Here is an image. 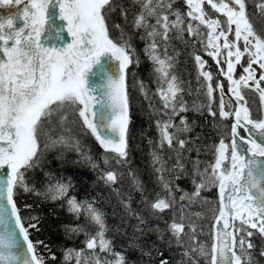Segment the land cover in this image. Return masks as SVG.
Returning a JSON list of instances; mask_svg holds the SVG:
<instances>
[{"label": "snow or ice", "instance_id": "snow-or-ice-1", "mask_svg": "<svg viewBox=\"0 0 264 264\" xmlns=\"http://www.w3.org/2000/svg\"><path fill=\"white\" fill-rule=\"evenodd\" d=\"M182 2L183 8L177 6L180 0H0V10H5L0 11V264H49L57 259L43 240L34 239L42 217L31 214L34 208L22 199L25 195L61 201L77 221L83 216L84 224L64 226L68 239L83 234L84 241L81 248L64 249L62 264H128L108 235L114 229L107 214L95 197L77 199L70 176L44 172L43 190L36 188L31 173L53 151L61 162L66 151L77 153L79 160L73 163L90 166L120 197V206L138 221L129 247L140 252L142 261L147 258L144 264H172L165 251L173 248L179 249L175 264H258L252 238L258 235L264 241V112L253 116L244 91L254 89L264 102V0ZM117 13L120 23L114 18ZM137 37L150 62L155 92L132 70L142 62L133 42ZM173 40L192 48L197 91L207 99L192 108L216 117L212 105L218 93L219 117L233 119L228 134L211 146L213 160L203 168L199 159L192 161L191 173L183 152L197 151L199 156V150L186 148L194 142L181 138L195 122L182 115L190 109L183 98L186 82L177 71L180 53ZM197 45L215 61L231 97L224 82L214 81L206 70ZM237 66L243 70L238 76ZM133 89L149 101L150 114L157 117V139L148 141L150 166L160 189L152 200L130 167ZM153 97L159 98L160 108ZM82 137L94 138L103 149L99 162ZM169 151L174 157L167 155ZM125 165L131 187L141 193L150 217L173 212L164 229H145V217L131 208V195L125 198L114 187L123 183ZM187 175L191 192L176 183ZM213 188L215 202L202 195ZM196 203L209 205L207 213L186 214L185 209ZM208 213L210 230L201 239L204 229L192 216L205 218ZM149 232L157 240L146 250L140 241ZM259 255L264 257V244Z\"/></svg>", "mask_w": 264, "mask_h": 264}, {"label": "trees", "instance_id": "trees-1", "mask_svg": "<svg viewBox=\"0 0 264 264\" xmlns=\"http://www.w3.org/2000/svg\"><path fill=\"white\" fill-rule=\"evenodd\" d=\"M117 23H120L119 13L114 17ZM138 37L136 38V40ZM134 38V45L136 46L138 52L141 56V64L138 68H133L132 70L137 73L138 78L143 79L147 84L148 88L150 87V78H149V68L150 62L146 60L143 56V46L140 45V41L136 42ZM188 40V38H186ZM197 50L201 54V49L197 47ZM180 61L178 63L181 70V73L187 78L188 81H196L192 79H197V67L194 60L191 58L189 53V48L181 50ZM178 52L180 50L178 49ZM178 57V59H179ZM205 60L207 61L206 70L211 71L214 74V81L219 79L224 82L225 91L226 81L221 79V76L218 75V68L216 63L209 57L206 56ZM177 65V66H178ZM183 67V69H182ZM195 73V74H194ZM187 76V77H186ZM196 84L192 83L185 87L186 89L192 88L196 90ZM199 84V83H198ZM264 86V85H262ZM200 87V84H199ZM228 92V91H227ZM245 98L248 102V107L252 110L253 116L256 117L259 113L264 112V105L258 95L257 91L254 89H246L244 91ZM200 93V92H198ZM133 98V110H132V124L130 125V167L133 169L139 176V179L145 186L146 195L149 200L154 199L155 191H160L156 183V175L153 173L150 166L151 157L149 155L151 151V146L149 145V139H157V129L154 124V120L157 118L150 114V109L148 107L149 101L145 100L143 95L138 89H133L132 91ZM184 100L187 101L189 105V111L183 113L188 118L189 123L195 122V125L192 131L182 134L181 138L189 139L194 143H189L186 145V148H196L199 150V156H197V151H184L183 156L185 157V167L188 169L189 173L192 171V161L199 159L201 163V168L204 166V163L211 162L213 160L212 155V145L218 144L221 136H226L230 125L233 122V119L221 120L219 117L218 104H219V95L217 93L216 103L212 105L213 110L217 112L216 117H213L208 114L206 110L198 112L192 108L193 104L200 105L203 100L200 98H195L188 95L187 90L184 94ZM159 101V100H158ZM157 101V97H154L152 102L155 106L161 107L160 102ZM204 104L207 103V99L204 96ZM179 123V122H178ZM82 142L85 147L89 150V154L92 155L97 162L100 161V158L103 153V149L95 142L94 138L91 137H82ZM56 153L49 152L46 156V162L37 167L31 175L34 177L35 185L38 190H43V186L46 183L44 172L51 171L57 176L71 177L73 183L75 184V194L77 199H92L95 197L98 201V206L101 207L104 212L107 214L106 219L107 223L114 230L109 232V236L113 239L114 245L117 251H123L126 255L128 264H144V261L147 258H144V261L141 260V254L138 250L129 247V240L132 238L134 233V227L137 225L138 221L134 216L128 215L122 206L119 204L120 197L116 195L115 191L112 188L104 185L102 181L98 180V173L93 171L90 166L82 163H73L74 161L79 160L77 153L72 151L65 152L64 162L54 159ZM168 156H173L174 153L168 152ZM175 163V159L169 161V166ZM103 168V164H101ZM129 165H125L123 171L125 172V179L122 184L116 185L121 189L125 198L130 194L131 195V208L140 212L146 219L147 223L143 226L145 229H151L159 225L161 229L166 227V223L171 222L173 217V212L165 211V213L160 218H152L149 216L148 212L145 210V206L141 204V193L136 191L131 187V180L129 179L127 172ZM179 184L180 188H185L189 190L192 188V179L191 175L182 177L176 181ZM193 191V188L192 190ZM190 191V192H191ZM187 192V191H186ZM181 193H177L179 197ZM202 195L208 200L215 202L217 200V189L213 188L211 191L203 192ZM211 196V197H210ZM22 199L26 200L28 203L33 205L34 211L32 215H39L42 217L40 224V231L34 233V239L43 240L55 253L57 259L56 261H49V264H62L63 262V252L65 248H81L83 247L84 236L80 234L78 236H73L72 239H68L65 234L64 226L65 225H75L77 223L84 224V218H81L77 221L74 216L68 212L67 206H61V201H51L45 200L42 197H37L35 195H25ZM198 204V203H197ZM192 204L191 206L185 209L186 214H192L196 212H205L207 213V208L209 205H204L203 207L200 204ZM179 205H177V218ZM193 222L198 226L204 229V236H201V239L207 238V233L209 232V224L211 221V214L208 213L205 218H196L192 216ZM115 229H119L116 231ZM139 235V233H136ZM167 238V234L166 237ZM254 244L257 245L254 259L258 261V264H264V257L259 255L260 246L264 244V241L256 235L253 238ZM157 240V236L154 232H149L147 236L142 238L140 243L147 247L151 246L153 242ZM161 247V245H157ZM43 251V249H41ZM179 249L173 248L171 252L165 251V256H167L172 264H175L176 260H179L180 257L176 255ZM155 256V252L153 253Z\"/></svg>", "mask_w": 264, "mask_h": 264}, {"label": "rangeland", "instance_id": "rangeland-1", "mask_svg": "<svg viewBox=\"0 0 264 264\" xmlns=\"http://www.w3.org/2000/svg\"><path fill=\"white\" fill-rule=\"evenodd\" d=\"M178 6V5H177ZM180 7H184L183 6V2H182V0H181V5H180ZM138 10V9H137ZM186 10V9H185ZM186 38H188L187 37V35H185V40H186ZM189 39V38H188ZM140 45H142L143 47H144V44H143V42H141L140 41ZM173 44H175L176 45V51H178V49L180 50V56H181V50H183V49H186L185 48V45L184 44H182L180 41H178V40H173ZM197 47H199L200 48V46L199 45H197ZM187 48H189L190 49V51L192 50V48L189 46V47H187ZM171 51V50H170ZM200 54V53H199ZM201 55H203V57H204V59H205V57L207 56L206 54H204L203 53V50L201 49ZM211 58V57H210ZM212 59V58H211ZM179 61H180V57H179V59H178ZM213 60V59H212ZM214 61V60H213ZM215 62V61H214ZM244 66H246V63L244 64ZM254 67H257V76H259V74H260V70L258 69V66H256V65H254ZM182 69H183V67H182ZM184 71H185V69H183ZM183 70H181V68H179V65L177 66V71L179 72V74H180V76H181V78L186 82L185 83V87H187L188 85H189V83H190V85H189V87L191 86V84L192 83H197L196 84V90H194V91H192L193 89L192 88H188V89H186L187 90V93H188V95H190V96H192L193 95V97H197V98H200L201 100H203L202 102V104H204V95H203V93H202V90L201 91H199L200 93H198V89L200 88L199 87V84H198V81H197V79H192V80H196L195 82L194 81H188L187 80V78H185V76L181 73V71H183ZM196 73H197V71H196ZM195 74V73H194ZM240 74H243V70H242V67H240V66H237V72H236V75L238 76V75H240ZM214 75V74H213ZM218 75H219V73H218ZM187 77V76H186ZM225 79V78H224ZM225 81H226V88H227V90H228V82H227V80L225 79ZM149 84H151L150 85V87H151V89H152V92H155V88H156V85L154 84V83H152V81L150 80V83ZM245 93V92H244ZM258 93V95L260 96V94H259V92H257ZM230 94V96H231V93H229ZM153 99H154V97H153ZM152 99V100H153ZM232 99H233V101H234V97H232ZM246 99V98H245ZM159 100V98L157 97V101ZM159 102V101H158ZM189 103V102H188ZM263 104H264V102H263ZM190 106H193V105H190ZM157 108H159V106L157 105L156 106ZM178 122H179V117H177L176 118V123L178 124ZM212 153V155H213V151L211 152ZM213 158V157H212ZM203 168V167H202ZM192 188H193V185H192ZM192 188H190L189 190H185V188H183V190L184 191H187V192H190L191 190H192ZM211 197V196H210ZM197 204V203H196ZM198 205V204H197Z\"/></svg>", "mask_w": 264, "mask_h": 264}, {"label": "water", "instance_id": "water-1", "mask_svg": "<svg viewBox=\"0 0 264 264\" xmlns=\"http://www.w3.org/2000/svg\"><path fill=\"white\" fill-rule=\"evenodd\" d=\"M45 39L47 40V37H45ZM52 43H56V41L53 40ZM225 93H226L227 96L231 97L226 91H225ZM233 102H234V101H233ZM234 106H235V104H234ZM244 134H245V133H244ZM245 135H246V134H245Z\"/></svg>", "mask_w": 264, "mask_h": 264}, {"label": "flooded vegetation", "instance_id": "flooded-vegetation-1", "mask_svg": "<svg viewBox=\"0 0 264 264\" xmlns=\"http://www.w3.org/2000/svg\"><path fill=\"white\" fill-rule=\"evenodd\" d=\"M180 5H181V0H180V3L178 4V6H180ZM0 11H5V10H0ZM135 40H136V38H135ZM137 41H140V40L137 39L136 42H137ZM242 63H243V62H242Z\"/></svg>", "mask_w": 264, "mask_h": 264}]
</instances>
